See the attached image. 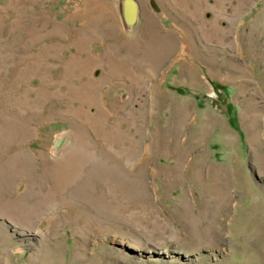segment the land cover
Instances as JSON below:
<instances>
[{
  "label": "rangeland",
  "instance_id": "1",
  "mask_svg": "<svg viewBox=\"0 0 264 264\" xmlns=\"http://www.w3.org/2000/svg\"><path fill=\"white\" fill-rule=\"evenodd\" d=\"M0 264H264V0H0Z\"/></svg>",
  "mask_w": 264,
  "mask_h": 264
}]
</instances>
